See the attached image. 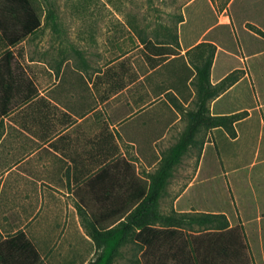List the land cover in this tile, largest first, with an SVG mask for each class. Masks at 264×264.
Instances as JSON below:
<instances>
[{
  "label": "crops",
  "instance_id": "crops-1",
  "mask_svg": "<svg viewBox=\"0 0 264 264\" xmlns=\"http://www.w3.org/2000/svg\"><path fill=\"white\" fill-rule=\"evenodd\" d=\"M185 23L186 17L179 24L180 35ZM179 41V52L150 54L159 64L150 65L144 78L143 128L148 141L156 123L150 112L154 106L153 86H159L160 97L170 95L175 105L186 107L193 102L194 108L195 75L189 77L187 73L181 79L175 75L176 67L179 65L185 71L193 68L187 53L201 42L217 45L214 40L204 38L184 44L179 36ZM162 45L165 44L159 43ZM217 48L211 70L213 85L235 70L242 69L245 73L211 101V114H246L235 123L234 138L223 128L206 132L201 158L191 165L194 168L189 186L207 183L208 189H199L196 194L188 186L171 193L170 198L175 199L177 212L224 213L231 226L241 223L251 249L255 241L264 258V50H246L241 42L237 56L236 50L219 45ZM220 56L223 62L218 67ZM235 56L241 65L234 62ZM7 69L16 72L24 69L26 82L18 83L17 73L10 75L5 72ZM76 70L66 64L43 62L31 66L14 63L11 67L0 64V84H9L5 92L0 87V264H89L97 255V246L88 232L89 222L81 215L79 199L99 189L86 186L83 192L81 187L114 164L123 120L114 119L108 104L134 83L127 85L121 72H105L104 76L111 79L107 82L82 78ZM156 72L161 77L154 81L156 78L152 76ZM188 109L183 111L186 113ZM160 116L158 124L164 125ZM178 116L164 125L159 142L182 119ZM106 181L115 184L110 191L112 195H136L149 186L150 177L116 174ZM179 182H188L187 176L179 177ZM214 183L217 188L212 191ZM222 187L227 194L224 205L217 196ZM96 210L99 213L97 207ZM120 221L112 225L107 221L102 226L109 225L107 229H111ZM128 240L129 245L131 237Z\"/></svg>",
  "mask_w": 264,
  "mask_h": 264
},
{
  "label": "rangeland",
  "instance_id": "rangeland-1",
  "mask_svg": "<svg viewBox=\"0 0 264 264\" xmlns=\"http://www.w3.org/2000/svg\"><path fill=\"white\" fill-rule=\"evenodd\" d=\"M32 2L42 18V26L36 34L16 47V54L20 51L28 66L39 62L62 66L66 64L67 67L78 69L76 73L82 78L103 79L108 80L107 82L111 79L108 75L104 76L105 72L107 74L121 72L124 76L122 80L127 85L134 83L131 88L123 91L108 104L114 119L123 120L118 133L119 143L116 142L118 155L113 159L114 163L119 162L118 175L131 176L124 171L129 165L131 173L151 178L159 168L164 155L185 131L189 122L188 112L196 109L195 77L192 84L196 92L194 108H191L193 102L186 107L184 104L175 105L170 95L160 97L158 92L160 88L154 85L151 96L154 106L150 112L156 123L151 129L149 141L147 140L143 128L144 78L151 65L148 66L146 61L151 63L148 57L155 52L142 43L143 38L154 42L164 40L158 33H163L165 25L174 26L178 17L183 14L187 23L182 25V34L178 33V36L183 38L184 44L196 43L203 38L212 39L221 47L236 50L237 56L240 55L241 42L244 43L246 50L253 48L264 50V39L250 27L253 25L264 31V0H32ZM50 10L56 12L57 30L53 28L51 21H47ZM206 43L213 44L217 51L216 44ZM180 47L181 42L174 50L179 52L177 50ZM200 52L202 51L195 48L189 51L187 57L189 62L193 63V68L188 67V71H185L178 65L175 75L181 79L187 73L189 77L196 76L195 64L199 63ZM237 56L233 60H236L234 62L237 65H241ZM219 59L218 67L223 62V57L220 56ZM235 72L241 75L240 78L245 73L242 69L232 73ZM157 73L159 72L152 76L153 79L156 78L154 81L161 77ZM177 80L179 79L174 81ZM186 108L190 109L185 113L183 110ZM178 114L182 119L171 128V133L159 142L164 125L173 122L179 117ZM160 115L163 116L164 125L158 124ZM208 130L203 128L200 131L198 134L200 144L191 147L176 167L166 191L167 195H163L159 203L160 212H172L175 199L170 198V194L190 185L194 168L191 165L192 162L196 165L201 158ZM158 151L161 152L160 155ZM181 176H187L188 182L180 183ZM220 180L225 186V178ZM208 187L207 183L196 184L194 188L190 187L189 191H195L197 194L199 189L207 190ZM216 188L217 183H214L211 189L215 191ZM221 191L222 193H217V196L224 205L227 195L225 187H222ZM211 197L215 198L214 195ZM253 242L254 251L251 249L253 262L264 264V258L255 241ZM132 248L131 242L124 245L121 254L117 256L116 264H129Z\"/></svg>",
  "mask_w": 264,
  "mask_h": 264
},
{
  "label": "trees",
  "instance_id": "trees-1",
  "mask_svg": "<svg viewBox=\"0 0 264 264\" xmlns=\"http://www.w3.org/2000/svg\"><path fill=\"white\" fill-rule=\"evenodd\" d=\"M47 21H51L57 30L54 10L49 11ZM182 21L183 14L174 26L165 25L163 33H158L168 42L156 43L143 38L142 43L158 56L173 53L174 47L180 45L178 25ZM42 23L32 0H0V64L7 67L14 63L19 66L25 64L24 56L20 51L17 56L15 48L36 34ZM250 27L264 37L263 30L253 25ZM159 43L165 45L159 46ZM195 49L202 51L199 53V63L195 64L196 109L188 112L189 122L185 131L164 155L159 168L151 175L149 186L136 195H112L110 191L115 184L106 180L118 173L119 162H116L81 187L83 192L86 186L99 189L97 192H87L86 197H80L79 194L81 215L88 220L89 235L98 249L96 257L89 264H116L121 248L129 242L128 237L134 244L129 264H254L244 226L241 223L231 226L226 214L180 213L174 210L165 215L159 211L160 199L167 191L176 167L191 147L200 144V131L203 128H224L234 138L237 135L235 123L245 116L244 113L230 116L211 114V101L235 84L241 75L232 73L219 84L213 85L211 70L216 47L202 42ZM148 59L152 66L159 64L153 57L149 56ZM5 72L10 75L17 73L18 83L27 80L24 69L17 72L7 69ZM1 85L5 92L9 84ZM124 171L131 174V167L128 165ZM122 218L125 220L120 221ZM107 221L110 225L120 222L107 229L109 225L102 226ZM157 223H161L160 227L156 226Z\"/></svg>",
  "mask_w": 264,
  "mask_h": 264
}]
</instances>
